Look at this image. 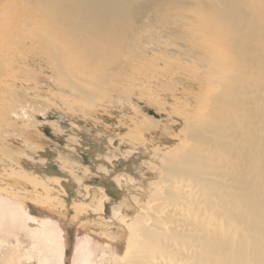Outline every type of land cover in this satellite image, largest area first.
Wrapping results in <instances>:
<instances>
[{
  "label": "bare ground",
  "instance_id": "bare-ground-1",
  "mask_svg": "<svg viewBox=\"0 0 264 264\" xmlns=\"http://www.w3.org/2000/svg\"><path fill=\"white\" fill-rule=\"evenodd\" d=\"M26 69L98 129L66 146L103 182L8 166L53 215L0 196V264H65L70 218L88 228L72 264H264V0H0V98L17 103Z\"/></svg>",
  "mask_w": 264,
  "mask_h": 264
},
{
  "label": "rangeland",
  "instance_id": "rangeland-1",
  "mask_svg": "<svg viewBox=\"0 0 264 264\" xmlns=\"http://www.w3.org/2000/svg\"><path fill=\"white\" fill-rule=\"evenodd\" d=\"M171 72L170 74L177 78L174 85L180 86L182 91H198L199 88H190V85L185 82L187 81V77L179 69L172 68ZM20 80L24 83L22 87L26 91L23 92L24 89L22 88L18 92L20 98L17 103L9 101L8 98L4 100L0 98V196H7L18 200L33 220L41 222L51 218L53 212L48 209L45 201L33 195H28V191H25L26 187L30 185L28 181L20 180L9 174L7 167L15 165L25 172L27 170L35 171V177L39 178L41 177L42 167L45 163L50 161H69L87 167L88 170L90 169V174L87 173L88 178L86 180L89 182L88 184L101 183L103 182L102 179L92 177L93 166L79 155V150H72L66 146L67 137H69L67 132L71 130L75 134L78 133L80 138H83V145L86 144L90 148L94 147L90 142V137L96 134L98 129L95 126L90 127L89 124L77 120L72 115H66V119H63L61 115L64 114L59 107L48 103V97L54 93L53 86L51 87L41 76L36 73L32 74L26 69L24 70V74L21 75ZM165 96L160 95V100L163 104H167ZM176 97L180 100L184 99V95H182L180 90ZM133 99H138L137 95ZM142 102V106L139 105L140 115L144 114L142 111L146 108L147 112H145V116L151 118V116H148V112H161V116L164 115L166 118L165 114L162 113L163 106L154 104L152 101L148 102L147 100H142ZM111 118L112 120H107V123L112 127H117L113 120L114 116ZM153 119L157 121V119ZM138 121H141V119ZM77 124H80L81 131H79V128H76ZM124 128L126 129V126ZM43 129H48L50 136H46L43 133ZM47 169L53 173L57 171L53 163L47 166ZM11 186L20 188V190L11 191L9 189ZM87 230L88 228L85 227V224H81L77 219L70 218L67 221L63 232L65 264H72L75 246L85 237L88 232Z\"/></svg>",
  "mask_w": 264,
  "mask_h": 264
},
{
  "label": "water",
  "instance_id": "water-1",
  "mask_svg": "<svg viewBox=\"0 0 264 264\" xmlns=\"http://www.w3.org/2000/svg\"><path fill=\"white\" fill-rule=\"evenodd\" d=\"M43 133H44L46 136H50V133H49V130H48V129H43Z\"/></svg>",
  "mask_w": 264,
  "mask_h": 264
}]
</instances>
